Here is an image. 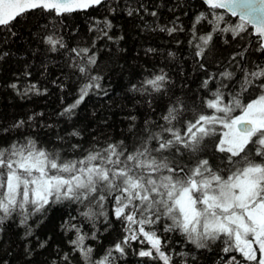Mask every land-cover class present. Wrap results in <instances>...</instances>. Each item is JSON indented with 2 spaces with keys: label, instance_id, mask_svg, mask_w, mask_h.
<instances>
[{
  "label": "snow or ice",
  "instance_id": "obj_1",
  "mask_svg": "<svg viewBox=\"0 0 264 264\" xmlns=\"http://www.w3.org/2000/svg\"><path fill=\"white\" fill-rule=\"evenodd\" d=\"M201 3L206 10L193 17L189 45L201 71L207 72L209 63L223 65L201 81L204 94L184 93L187 85L177 88L163 68L149 72L129 88L136 105L145 109L143 116L129 112L121 138L92 136L85 146L83 131L72 121L86 97L109 94L97 71V41L118 47L125 39L123 32L114 33L118 25L109 17L122 11L139 21L141 32L171 37L185 31L177 14L184 4L174 0L168 9L173 19L162 24L159 9L167 4L159 0H0V60L11 55L5 50L7 41L30 14L63 24L83 13L90 17L87 31L93 33L86 46L69 47L63 35L55 34L60 31L55 25L52 34L41 38L48 52L63 50L67 66L78 83L83 81L73 103L58 114L70 130L49 146L34 136L9 138L34 126L43 113L0 128V244L6 228L15 223L23 229L25 256L36 250L33 239L36 248L46 249L52 238L41 240L36 228L53 208L64 207L68 215L58 227L71 236L68 251L57 245L50 264H118L130 250L146 258L143 264H198L191 250L177 252L171 246L176 233L196 251L216 245L220 264H264V61L251 59L264 55V0ZM228 14L238 20L232 22ZM202 25L209 30L200 34ZM43 30L49 31L47 26ZM216 36H230L224 43L237 45L226 61L216 58ZM149 54H159L158 49H145ZM52 83L65 90L63 83ZM7 86L21 99L48 91L36 83L22 87L20 77ZM114 223L120 225V238L97 254L88 241L98 242L101 227L108 232Z\"/></svg>",
  "mask_w": 264,
  "mask_h": 264
},
{
  "label": "trees",
  "instance_id": "obj_2",
  "mask_svg": "<svg viewBox=\"0 0 264 264\" xmlns=\"http://www.w3.org/2000/svg\"><path fill=\"white\" fill-rule=\"evenodd\" d=\"M173 2L174 0H159V3L167 4L159 9L160 23L164 24L173 19V13L168 10ZM180 2L184 4V8L178 9L177 14L180 15V23L185 31L171 37L166 33L141 32L137 27L139 21L130 20L122 11L115 17H109L113 19L114 24L118 25L113 30L114 33L119 35L123 32L125 39L119 42L118 47L110 41H97V48L101 49L97 71L104 75L105 79L101 83L109 94L107 97L102 94H92L86 97L85 102L78 109V115L72 121L73 127L83 131L82 143L85 146L92 136L111 135L114 138H121V132L127 128L128 121L125 118L129 112L143 116L145 109L136 105L137 98L135 94L129 92V88L132 83L147 76L149 72L163 68L169 73L177 88L180 85H187L184 93L193 95L200 92L203 95L204 92L200 89L201 81L209 73L223 70V65L218 68L214 63L207 65V72L198 68L193 56L194 48L189 45V40L192 39L189 30L194 15L205 11L206 6L200 0H180ZM185 11L188 13L186 16L182 14ZM91 15L102 19V16L95 12ZM227 18L232 22L238 20L229 14ZM146 19L151 20L152 18L146 17ZM89 22L90 17L83 13L68 17L63 24H57L50 17L30 14L27 20L16 25L14 31L17 36L9 39L7 41L9 47L5 48L11 55L0 60V128L8 127L18 119H26L32 113H43L44 115L37 118L34 126L23 129L22 133L9 134V138L21 134L34 136L52 146L57 135L64 136L70 130L69 124L58 114L65 105L73 103L76 98V89L83 81L78 83L77 75L67 66L66 56L62 54L63 50L59 53L48 52L41 38L46 34H52L51 29L55 25L56 29L60 30L55 34L63 35L69 47L86 46L93 36V33L87 31ZM44 26H47L49 31L45 32ZM208 30L207 25L200 26V34ZM225 38L231 40L230 36L214 38V52L219 54L216 58L222 61H226L227 57L237 48L235 42H232L231 46L225 44ZM177 40L180 41L179 44ZM149 47L158 49L159 54L145 55V49ZM168 52H174L175 56L168 57ZM251 59L264 61V55L257 53ZM26 70L32 74L28 78L23 76ZM16 77H20L22 87L28 83H36L39 88H47L48 91L43 95H30L27 99H21L7 86ZM53 80L63 83L66 86L65 90L61 91L52 83ZM177 94L182 93L177 91ZM159 110L158 108L157 111ZM41 125H51V127H41ZM73 142L76 141L73 140ZM56 146L59 147V143H56ZM67 215L68 210L64 207L52 209L47 219L40 224L39 228H36V235L41 240L49 236L52 239L46 249L36 248V241L33 239L31 244L36 250L31 256L24 254V241L21 240L23 229L17 227L15 223L10 224L3 235V243L0 244V264L4 261L7 264H50L56 255L57 245L63 251H68L66 240L71 236L65 237L58 227ZM120 232L118 223H114L113 229L108 232H104L101 227L99 241L90 240L88 243L96 248L97 254H100L120 238ZM171 246L177 252L191 250L192 255L197 257L198 264H220L217 259L219 248L216 245H213L210 251H196L176 233L171 236ZM133 248H138L135 242ZM144 260L146 258H139L130 250L126 257L118 261V264H143Z\"/></svg>",
  "mask_w": 264,
  "mask_h": 264
},
{
  "label": "water",
  "instance_id": "obj_3",
  "mask_svg": "<svg viewBox=\"0 0 264 264\" xmlns=\"http://www.w3.org/2000/svg\"><path fill=\"white\" fill-rule=\"evenodd\" d=\"M201 1V0H200ZM236 18H238V17H236Z\"/></svg>",
  "mask_w": 264,
  "mask_h": 264
}]
</instances>
